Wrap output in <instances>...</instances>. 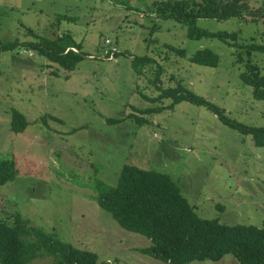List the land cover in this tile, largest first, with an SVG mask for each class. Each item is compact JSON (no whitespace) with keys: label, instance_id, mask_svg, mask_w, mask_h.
I'll return each instance as SVG.
<instances>
[{"label":"rangeland","instance_id":"1","mask_svg":"<svg viewBox=\"0 0 264 264\" xmlns=\"http://www.w3.org/2000/svg\"><path fill=\"white\" fill-rule=\"evenodd\" d=\"M153 1L0 0V41L68 33L82 42L84 53L74 70L66 71L28 48L0 51V160L12 158L16 167L14 178L0 185V218L19 213L61 241L94 251L98 264H170L139 251L150 240L123 228L97 203L94 183L114 185L124 164L168 173L202 218L264 227V146L251 135L185 100L146 114L144 124L134 117L106 121L138 114L133 107L170 102L144 97L160 92L151 82L156 64L144 65L141 75L131 67L133 57L147 54L161 65L162 87L180 82L224 108L228 117L264 126V101H256L252 86L239 76L248 57L264 75V53L247 54L214 37L191 39L183 24L157 18ZM261 2L250 0L255 7ZM197 25L236 31L238 43L264 42L261 19L200 18ZM107 39L117 55L105 53ZM167 44L184 48L186 56ZM205 47L219 55L217 66L188 60ZM13 110L28 122L22 132L10 128ZM50 259L36 257L27 264ZM188 264L238 262L226 254Z\"/></svg>","mask_w":264,"mask_h":264},{"label":"trees","instance_id":"2","mask_svg":"<svg viewBox=\"0 0 264 264\" xmlns=\"http://www.w3.org/2000/svg\"><path fill=\"white\" fill-rule=\"evenodd\" d=\"M150 8L157 18L172 19L183 24L191 39L214 37L229 45L239 46L247 54L250 51L264 53V42L238 43L236 31H209L197 25L200 18H239L256 23L260 19L264 20V0L256 7L250 0H154ZM27 28V33L36 36L30 27ZM22 47L36 51L66 71L74 70L84 56L82 42L75 41L68 33L53 39L40 37L36 40L15 38L0 41V51L17 48L19 52ZM165 47L178 56H186L184 48L171 44ZM248 58L244 61V70L239 76L244 83L252 86L253 98L264 101V75L258 64ZM188 60L215 67L219 62V55L205 47L195 50ZM146 64H156L157 70L151 82L160 92L154 98L144 97L150 102L163 98L170 99V102L156 107H133L138 114L131 112L123 115L124 117H109L106 118L108 123H119L125 118L134 117L138 124H144L148 121L146 114L161 112L164 108L172 109L185 100L203 105L222 123L239 133L251 135L257 146H264V126H252L228 117L224 108L180 82L176 86L162 87L161 65L147 54L133 57L131 61V67L138 75L143 74ZM11 115V130L22 132L28 124L25 117L15 110ZM15 174V161L12 158L1 159L0 185L12 180ZM94 185L99 206L108 211L123 228L142 234L150 240L149 245L139 248L143 254L170 264L218 261L226 254H231L238 264H264V227L226 224L216 219L200 217L175 180L166 172L124 164L114 185H105L101 180H97ZM5 218H0V264H27L31 259L45 256L51 257L50 264H98V255L94 251L61 241L41 227L30 225L19 213H9Z\"/></svg>","mask_w":264,"mask_h":264},{"label":"built area","instance_id":"3","mask_svg":"<svg viewBox=\"0 0 264 264\" xmlns=\"http://www.w3.org/2000/svg\"><path fill=\"white\" fill-rule=\"evenodd\" d=\"M107 45H109V49L105 51V53L109 54L110 56H113L118 50L115 46L110 44V41L107 39L106 40Z\"/></svg>","mask_w":264,"mask_h":264}]
</instances>
